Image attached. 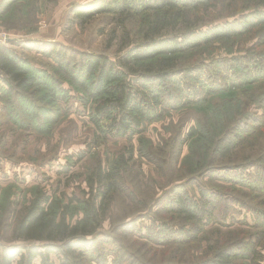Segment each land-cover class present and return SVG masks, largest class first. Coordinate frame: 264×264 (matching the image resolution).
Wrapping results in <instances>:
<instances>
[{
    "label": "trees",
    "instance_id": "trees-1",
    "mask_svg": "<svg viewBox=\"0 0 264 264\" xmlns=\"http://www.w3.org/2000/svg\"><path fill=\"white\" fill-rule=\"evenodd\" d=\"M25 1L0 0V15ZM73 12L81 23L98 15L133 20L138 38L131 40L132 31L127 30L124 41L129 43L116 58L82 53L79 61L55 42L0 41L3 110L12 109L13 96L32 121H49L53 110L60 112L68 83L80 93L85 108L92 109L91 120L104 135L140 136L146 125L182 108L179 83L193 74L188 89L197 100L188 103L198 106L199 117L186 134L175 131L168 153L178 161L188 146L183 168L191 176L155 200V210L141 221L149 220V225H138L136 218L111 235L101 229L115 194L125 189L134 148L107 166L98 162L85 179L88 189L82 197L37 187L21 204L7 188L0 194V218L11 229L14 244H0V264H144L139 251L122 246L117 235L143 234L144 228L140 247L148 252L176 246L192 251L191 264H262L264 0H92L76 5ZM16 47L54 61V74L35 69ZM222 50L229 60L223 59V70L210 78L211 88H196L206 73L203 57ZM193 58H198L196 65L186 67L185 61ZM153 148L142 143L138 154L156 162L160 158ZM74 208L81 217L72 222ZM241 212L251 215L253 225L246 216L244 221L233 216ZM237 223L248 228H237ZM103 237L118 246L119 256L113 260Z\"/></svg>",
    "mask_w": 264,
    "mask_h": 264
},
{
    "label": "rangeland",
    "instance_id": "rangeland-1",
    "mask_svg": "<svg viewBox=\"0 0 264 264\" xmlns=\"http://www.w3.org/2000/svg\"><path fill=\"white\" fill-rule=\"evenodd\" d=\"M90 1L92 0H27L14 7L7 15H0V41L5 37L7 40L55 42L67 50L70 56H75L77 61L82 53L104 54L114 59L129 43L124 41L127 30L132 31L131 40L138 38L135 37L137 27L133 20L127 19L124 23L112 15H98L89 23H81L74 15L73 8ZM216 14L217 11L213 16ZM220 22L222 20L216 23ZM15 50L35 69L54 74L56 65L51 59L22 47H16ZM196 59L198 58L185 61L186 67L196 65ZM223 59L229 60L225 50L212 57H203L206 61L204 69L211 74L204 72L202 81L196 88L203 86L207 91L211 88L210 78H214L215 72L223 70ZM193 77L192 74L189 79L180 80L185 100L182 108L172 110L157 122L146 125L142 135H128L126 138L107 137L100 132L91 120L92 109L85 108L80 93L68 83L64 84L67 97L59 102L60 112L53 110L52 119L39 124L30 119L13 96L10 98L13 102L12 109L8 107V111L3 110L0 83V194L10 188L16 193L12 200L21 204H26L37 187L67 198L82 197L83 192L88 189L85 179L98 162L107 166L120 155H128V150L134 148V160L124 176L125 189L115 194L101 232L103 235H111L119 225L136 218L140 219L138 225H149V220L141 221L155 210V200L163 199L172 185L191 176L183 168V161L190 151L188 146L184 147L178 161L169 159L168 153L175 131L179 129L186 134L199 117L195 110L198 106L190 107L188 103L197 100L194 91L188 89L189 84L194 82ZM142 143H152L153 152L160 159L155 162L140 157L138 148ZM1 211L0 207V213ZM233 216L241 221L246 216L247 221L253 225L249 214L241 212ZM79 217L81 215L78 209L74 208L71 221L74 222ZM3 220L4 217L0 218V244H14L11 229L1 224ZM236 227L248 228L238 223ZM143 230L145 234V228ZM225 230L223 229L224 232ZM143 234L130 235L125 232L117 235L122 236L119 240L122 246L133 252L139 251L144 264H191L194 261L190 256L192 251H179L176 246L163 249L154 245L159 250L155 249L154 252L141 249L140 244L145 241ZM104 239L107 242L104 248L110 260H113L119 256L118 246L113 241ZM196 253L193 252L195 255ZM52 259L57 262L56 257L53 256Z\"/></svg>",
    "mask_w": 264,
    "mask_h": 264
},
{
    "label": "built area",
    "instance_id": "built-area-1",
    "mask_svg": "<svg viewBox=\"0 0 264 264\" xmlns=\"http://www.w3.org/2000/svg\"><path fill=\"white\" fill-rule=\"evenodd\" d=\"M4 41H8L7 39H5V37H4V39H3Z\"/></svg>",
    "mask_w": 264,
    "mask_h": 264
}]
</instances>
